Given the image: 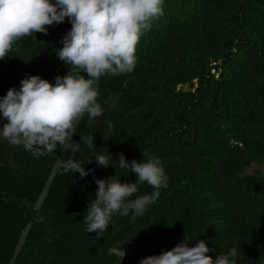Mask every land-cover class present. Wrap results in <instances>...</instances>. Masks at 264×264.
Segmentation results:
<instances>
[{
	"label": "trees",
	"instance_id": "1",
	"mask_svg": "<svg viewBox=\"0 0 264 264\" xmlns=\"http://www.w3.org/2000/svg\"><path fill=\"white\" fill-rule=\"evenodd\" d=\"M162 7L140 37L134 70L96 82L103 114L90 123L85 113L66 141L79 152L58 146L34 157L0 140V264H139L185 236L190 246L204 240L213 259L235 247L236 264H264V175L246 172L264 165V0H163ZM70 29L66 19L16 42L0 60V97L30 75L53 84L67 75L71 66L56 54ZM88 136L91 149L81 138ZM106 148L107 168L88 163ZM119 153L128 163L142 153L159 158L168 186L135 220L131 211L114 213L97 239L83 222L95 179H136L119 167ZM70 158L94 174L64 173ZM153 191L141 184L129 199ZM129 240L123 261L109 254Z\"/></svg>",
	"mask_w": 264,
	"mask_h": 264
},
{
	"label": "clouds",
	"instance_id": "2",
	"mask_svg": "<svg viewBox=\"0 0 264 264\" xmlns=\"http://www.w3.org/2000/svg\"><path fill=\"white\" fill-rule=\"evenodd\" d=\"M163 0H0V60L12 50L20 39L32 33L47 34L48 27L59 25L66 19L71 29L62 39L57 57L68 67L67 75L55 78V83L30 75L20 81L19 90L9 88L0 97V137L10 145H22L34 157L54 152L57 147L80 151L79 143H66L74 122L89 116L91 123L103 114L97 102L95 84L106 74L130 73L136 66V47L151 21L164 14ZM114 107L113 105H110ZM111 127V125H109ZM88 148H93V137H81ZM94 160L98 167L111 163L108 149ZM143 160L126 162L119 153V167L135 173L134 182L122 183L116 175L95 179L98 186L95 198L87 205L83 222L88 233L95 232L97 239L104 236L112 216L132 213V219L142 216L149 205L156 202L159 189L166 188L168 177L159 158L142 153ZM144 157H147L144 159ZM112 160V159H111ZM64 173H79L86 178L94 170H85L74 159L61 162ZM147 184L155 191L129 199L137 193L138 185ZM122 241L111 247L110 255L123 261L126 249ZM210 249L204 240L189 245L187 237L171 250L143 258L139 264H236L235 247L226 254L208 255Z\"/></svg>",
	"mask_w": 264,
	"mask_h": 264
},
{
	"label": "rangeland",
	"instance_id": "3",
	"mask_svg": "<svg viewBox=\"0 0 264 264\" xmlns=\"http://www.w3.org/2000/svg\"><path fill=\"white\" fill-rule=\"evenodd\" d=\"M0 124H2V123H0ZM0 140H3V138L0 137ZM58 165H59V162L56 164L55 169H57ZM246 172H247L248 174H250V175H254V176H262V175H264V165L253 164V165H251V166L247 169ZM51 179H52V178H51ZM51 179L48 181V183H47V185H46V187H45V189H44V192H43L42 195L40 196V200H39V202H42L43 197L45 196V194H46V192H47V189H48V187H49V184H50V182H51ZM22 241H23V238H22V240H21V242H20V246H21Z\"/></svg>",
	"mask_w": 264,
	"mask_h": 264
}]
</instances>
